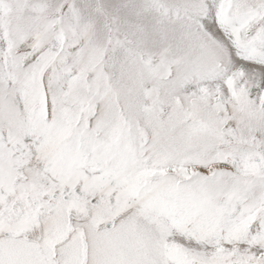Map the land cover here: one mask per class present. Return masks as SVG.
Segmentation results:
<instances>
[{
    "label": "snow or ice",
    "instance_id": "obj_1",
    "mask_svg": "<svg viewBox=\"0 0 264 264\" xmlns=\"http://www.w3.org/2000/svg\"><path fill=\"white\" fill-rule=\"evenodd\" d=\"M0 264H264V0H0Z\"/></svg>",
    "mask_w": 264,
    "mask_h": 264
}]
</instances>
